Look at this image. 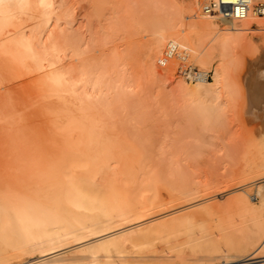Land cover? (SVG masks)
Returning <instances> with one entry per match:
<instances>
[{
	"label": "bare ground",
	"instance_id": "6f19581e",
	"mask_svg": "<svg viewBox=\"0 0 264 264\" xmlns=\"http://www.w3.org/2000/svg\"><path fill=\"white\" fill-rule=\"evenodd\" d=\"M85 2L82 13L74 0H0V264H254L264 257V18L221 20L199 0ZM124 27L127 48L116 43ZM165 43L177 47L167 64L177 105L154 102L148 149L112 139L99 113L133 109L119 62ZM181 58L198 67L193 84ZM69 94L82 107H60ZM199 120L202 131L239 127L237 185L220 195L202 194L217 177L199 160Z\"/></svg>",
	"mask_w": 264,
	"mask_h": 264
},
{
	"label": "rangeland",
	"instance_id": "374dc122",
	"mask_svg": "<svg viewBox=\"0 0 264 264\" xmlns=\"http://www.w3.org/2000/svg\"><path fill=\"white\" fill-rule=\"evenodd\" d=\"M74 1H76L77 11L79 10V12L82 13L85 12L87 7L85 0ZM121 34L123 37L117 40L116 43L121 45V48H127L131 41L130 38L133 35H131L130 31H127L125 27L124 30L121 31ZM134 35V37H136V43L141 44L144 42L141 33H136ZM176 48L177 47L172 46L171 44L165 43L163 53L160 55L156 50H146L141 53L142 49H139L138 52L134 54L124 53V56L118 64L117 72L124 76V80L128 86V90L122 95V101L125 102L129 108L133 109L130 112V115L123 112L122 117L119 115L120 117L117 118H113L110 114L107 116L100 115L101 112L99 113V117H97L96 114L101 108L98 107L95 109L97 111L95 116L98 118V125L103 127L107 136L114 140L118 139L121 143H126L129 146L131 144L134 147H136L135 144H137L139 139H143L145 141L143 145L145 148H149L153 131L151 115H153L154 102H156L157 99L163 101L164 98L168 97L170 99L168 103L170 104L172 111L177 105L172 99L177 85L176 78L178 76H175V78L173 76L174 74L172 75L169 72V69H167V64H173V61L177 62L175 57L177 56L175 55ZM181 62L185 64L182 68L184 70L183 74H179L181 79L187 84H193L194 82L192 78L194 77V74L198 73V67L185 58H181ZM213 66H215V64H213ZM232 73L234 74L235 70H233ZM211 75V68H208L206 78L209 82H212ZM157 85H160V87ZM112 95V93H109L108 102L112 101ZM156 95H158L159 98H157ZM57 101L59 102L60 107H64L61 103L68 104L67 102H71V107H82V104H79V102L76 101V98L71 94L65 96V98L58 99ZM84 111L87 112V109H84ZM110 121H114L115 128H112ZM203 126V122L199 120L200 133H202L204 139L208 141L206 145L202 146L203 155L199 160L202 162L203 169L206 171L205 173L208 176L211 174L214 177H217V181L213 182L207 180L206 183H203L201 190L202 194L220 195L226 191V189L237 185V180H233L234 176H231L230 174L236 173V167L238 166L235 164V160L232 157L231 148L237 143L235 140V133L239 127L236 122H233L227 124V129L202 131ZM181 202L183 201L177 200L170 205L179 204ZM196 202L198 201L195 200L194 202L183 204L187 206ZM181 207H184V205H179V208ZM240 253L241 252L231 250L226 254L236 255ZM215 262L216 264L224 263L221 260ZM250 262L254 264H263L264 257L250 260ZM247 263H249V261L246 262V264Z\"/></svg>",
	"mask_w": 264,
	"mask_h": 264
},
{
	"label": "built area",
	"instance_id": "2783aa9c",
	"mask_svg": "<svg viewBox=\"0 0 264 264\" xmlns=\"http://www.w3.org/2000/svg\"><path fill=\"white\" fill-rule=\"evenodd\" d=\"M204 14L221 20H243L249 16L264 18V0H199Z\"/></svg>",
	"mask_w": 264,
	"mask_h": 264
}]
</instances>
